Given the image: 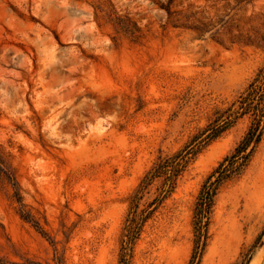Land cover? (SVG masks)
<instances>
[{
  "label": "rangeland",
  "instance_id": "obj_1",
  "mask_svg": "<svg viewBox=\"0 0 264 264\" xmlns=\"http://www.w3.org/2000/svg\"><path fill=\"white\" fill-rule=\"evenodd\" d=\"M263 65L264 0H0V264H264V133L195 230L251 118L209 124Z\"/></svg>",
  "mask_w": 264,
  "mask_h": 264
},
{
  "label": "trees",
  "instance_id": "obj_2",
  "mask_svg": "<svg viewBox=\"0 0 264 264\" xmlns=\"http://www.w3.org/2000/svg\"><path fill=\"white\" fill-rule=\"evenodd\" d=\"M247 115L251 118V124L248 131L240 143L235 147L234 151L227 155L207 176L200 189L195 206L197 250L201 244L200 241L202 237L206 235L207 230H205V228L208 225V214L213 205L217 191L227 180L242 172L248 164L255 147L262 140L264 133V65L258 70L238 99L232 102L226 110L218 115L213 123L209 124L207 129L208 133L205 138L206 142L219 137L239 118ZM184 157L185 156L181 152L172 157L161 159L153 169L145 175L133 200L134 208H137L136 201L140 198L139 194H141L143 189L162 173L166 174V178L170 185L174 183L173 181L180 170ZM136 213L137 209L133 211L131 210L128 218L126 226L127 243L133 242L137 238L143 224L144 218L139 217Z\"/></svg>",
  "mask_w": 264,
  "mask_h": 264
}]
</instances>
